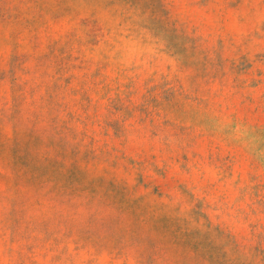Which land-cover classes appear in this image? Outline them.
I'll list each match as a JSON object with an SVG mask.
<instances>
[{
  "label": "rangeland",
  "instance_id": "374dc122",
  "mask_svg": "<svg viewBox=\"0 0 264 264\" xmlns=\"http://www.w3.org/2000/svg\"><path fill=\"white\" fill-rule=\"evenodd\" d=\"M0 264H264V0H0Z\"/></svg>",
  "mask_w": 264,
  "mask_h": 264
}]
</instances>
